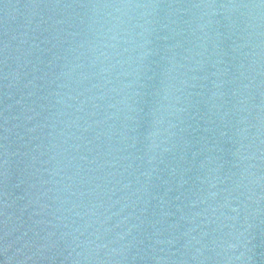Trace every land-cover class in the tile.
<instances>
[{
  "label": "water",
  "instance_id": "1",
  "mask_svg": "<svg viewBox=\"0 0 264 264\" xmlns=\"http://www.w3.org/2000/svg\"><path fill=\"white\" fill-rule=\"evenodd\" d=\"M0 264H264V0H0Z\"/></svg>",
  "mask_w": 264,
  "mask_h": 264
}]
</instances>
